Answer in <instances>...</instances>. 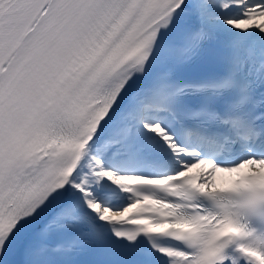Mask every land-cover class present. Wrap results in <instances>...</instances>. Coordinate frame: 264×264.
<instances>
[{
	"label": "snow or ice",
	"instance_id": "1",
	"mask_svg": "<svg viewBox=\"0 0 264 264\" xmlns=\"http://www.w3.org/2000/svg\"><path fill=\"white\" fill-rule=\"evenodd\" d=\"M0 264H264V0H0Z\"/></svg>",
	"mask_w": 264,
	"mask_h": 264
}]
</instances>
